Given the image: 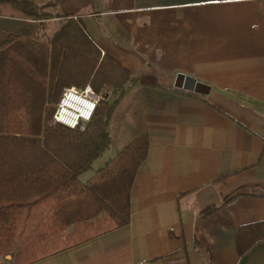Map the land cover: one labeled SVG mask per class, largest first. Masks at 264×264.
<instances>
[{
  "label": "crops",
  "instance_id": "0c3cea01",
  "mask_svg": "<svg viewBox=\"0 0 264 264\" xmlns=\"http://www.w3.org/2000/svg\"><path fill=\"white\" fill-rule=\"evenodd\" d=\"M54 1L66 18L50 20L38 42H52L69 19L79 21L100 52L103 76L112 78L102 91L127 89L111 118L124 129L109 135L102 157H115L144 133L149 146L130 190L127 226L30 264H264L260 0ZM17 26L6 21L0 31ZM18 41L3 53L9 63L15 51H29ZM80 64L82 79L69 86L91 85L78 83L89 73L87 59ZM18 75L39 103L41 89L24 71ZM190 80L208 93L187 90ZM5 97L0 86V103ZM214 205L219 209L199 224L207 245L199 247L198 219Z\"/></svg>",
  "mask_w": 264,
  "mask_h": 264
},
{
  "label": "trees",
  "instance_id": "16d2710c",
  "mask_svg": "<svg viewBox=\"0 0 264 264\" xmlns=\"http://www.w3.org/2000/svg\"><path fill=\"white\" fill-rule=\"evenodd\" d=\"M259 3L264 17V0ZM56 6L54 0L45 4L0 0V23L18 24L12 33L0 31V86L6 87L5 102L0 103V264H30L127 226L130 190L148 152L144 133L127 141L86 182L81 179L103 156L110 135L107 128L127 89H115L109 102H101L84 132L52 124L63 87L82 79L76 69L82 59H87L89 73L78 83L101 92L112 80L103 76L100 52L79 21L69 19L52 42H38L50 20L66 18L54 11ZM15 40L29 51H15L9 63L3 53L15 47ZM55 50L62 53L58 59ZM21 71L41 89L39 103L31 102L35 96L18 75ZM39 104L40 109L33 108ZM218 209L214 205L201 212L197 246H207L200 222Z\"/></svg>",
  "mask_w": 264,
  "mask_h": 264
},
{
  "label": "built area",
  "instance_id": "2783aa9c",
  "mask_svg": "<svg viewBox=\"0 0 264 264\" xmlns=\"http://www.w3.org/2000/svg\"><path fill=\"white\" fill-rule=\"evenodd\" d=\"M108 93L96 94L91 85L63 89L53 115V124L84 132Z\"/></svg>",
  "mask_w": 264,
  "mask_h": 264
},
{
  "label": "rangeland",
  "instance_id": "374dc122",
  "mask_svg": "<svg viewBox=\"0 0 264 264\" xmlns=\"http://www.w3.org/2000/svg\"><path fill=\"white\" fill-rule=\"evenodd\" d=\"M91 87L93 88L94 92L96 94H98V95H100L102 93H106V91L97 92L92 85H91ZM108 94H109L108 95L109 98H106V100H103L101 102H109L113 98V93L112 92L108 93ZM55 110H56V107H55ZM36 114H37L36 115V119H38L40 121L41 120V116L39 115V113H36ZM39 121H37L38 124H39ZM52 121H53V119H52ZM52 124H53V122H52ZM123 129H124V127L121 124L117 123L116 120H115V123L113 121H111L110 126H108V128H107V130H108L110 135L120 134L123 131ZM112 158H114L113 155L111 156V154L108 151H106L104 157L98 159V161H96L92 165L91 169L81 179H83V181H85V179L91 178L94 174H96L98 169L104 167L105 164L107 162H109Z\"/></svg>",
  "mask_w": 264,
  "mask_h": 264
},
{
  "label": "water",
  "instance_id": "95a60500",
  "mask_svg": "<svg viewBox=\"0 0 264 264\" xmlns=\"http://www.w3.org/2000/svg\"><path fill=\"white\" fill-rule=\"evenodd\" d=\"M206 88H208V87H206L203 84L197 83L194 80L188 81V85L186 86V89L187 90L194 91V92L199 93V94H202V93L206 94V93H208L207 92L208 89H206Z\"/></svg>",
  "mask_w": 264,
  "mask_h": 264
}]
</instances>
